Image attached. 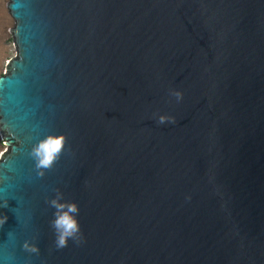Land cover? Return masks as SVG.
I'll return each instance as SVG.
<instances>
[{
  "label": "water",
  "instance_id": "water-1",
  "mask_svg": "<svg viewBox=\"0 0 264 264\" xmlns=\"http://www.w3.org/2000/svg\"><path fill=\"white\" fill-rule=\"evenodd\" d=\"M7 8L0 264H264V0ZM48 135L65 145L41 176ZM57 190L79 208L62 249Z\"/></svg>",
  "mask_w": 264,
  "mask_h": 264
},
{
  "label": "clouds",
  "instance_id": "clouds-1",
  "mask_svg": "<svg viewBox=\"0 0 264 264\" xmlns=\"http://www.w3.org/2000/svg\"><path fill=\"white\" fill-rule=\"evenodd\" d=\"M177 99H180V93H175ZM170 118L160 116L158 123L164 124ZM65 145V137L63 135H48L34 144L31 148L30 156L35 162V168L38 174L43 176L44 170L50 169L54 162L59 158ZM63 194L57 190L55 198L49 201L50 206L55 209L53 219L50 224L55 234V245L57 249L67 246L68 241H78L80 239V225L77 219L79 208L77 204L72 202H62ZM5 208L8 202L5 201ZM8 217L5 215L0 218V225L5 224ZM23 247L30 252H38V247L25 242Z\"/></svg>",
  "mask_w": 264,
  "mask_h": 264
},
{
  "label": "rangeland",
  "instance_id": "rangeland-1",
  "mask_svg": "<svg viewBox=\"0 0 264 264\" xmlns=\"http://www.w3.org/2000/svg\"><path fill=\"white\" fill-rule=\"evenodd\" d=\"M8 0H0V76L7 73L9 61L15 57V46L12 42L13 27L9 19ZM7 147L0 138V157L6 153Z\"/></svg>",
  "mask_w": 264,
  "mask_h": 264
},
{
  "label": "bare ground",
  "instance_id": "bare-ground-1",
  "mask_svg": "<svg viewBox=\"0 0 264 264\" xmlns=\"http://www.w3.org/2000/svg\"><path fill=\"white\" fill-rule=\"evenodd\" d=\"M5 146H6V145H5ZM9 155H10V152H9L8 149H7L6 153H4V154L0 157V168L5 167L4 164H3V161H4L7 157H9Z\"/></svg>",
  "mask_w": 264,
  "mask_h": 264
}]
</instances>
